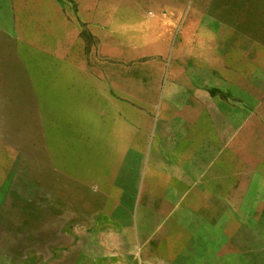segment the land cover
<instances>
[{
	"label": "crops",
	"instance_id": "0c3cea01",
	"mask_svg": "<svg viewBox=\"0 0 264 264\" xmlns=\"http://www.w3.org/2000/svg\"><path fill=\"white\" fill-rule=\"evenodd\" d=\"M236 22L228 0H0V64L50 53L54 83L75 74L58 95L102 102L109 138L71 125L67 173L22 174L0 264H264V64L229 58L253 51Z\"/></svg>",
	"mask_w": 264,
	"mask_h": 264
},
{
	"label": "rangeland",
	"instance_id": "374dc122",
	"mask_svg": "<svg viewBox=\"0 0 264 264\" xmlns=\"http://www.w3.org/2000/svg\"><path fill=\"white\" fill-rule=\"evenodd\" d=\"M229 1L236 13L238 29L251 30L253 35V51L250 54H231L229 58L234 62L250 60L252 64H264V0ZM203 2L208 6L214 3V0H203ZM41 8L43 7L39 5L30 6L33 15L30 27L45 28L47 32L53 34V28L55 29L58 24L51 21L46 26L41 21L42 10L45 16L53 18L52 7ZM83 37L89 40V36ZM41 50H37L34 45L30 46V50L23 56V58L28 57L27 64H16L14 61H10L12 64H8L9 62L0 64V219L2 220H4L3 211L6 204L11 206L20 204L22 198L26 197V194L20 191L23 173L33 175L35 179L38 172L49 179L51 176L48 174L64 176L67 173L69 167L67 158L70 155L69 133L75 136V129L71 125L78 126L81 132L85 130L87 134L92 131L95 136L91 137L93 138L91 140L108 145V132L104 133V129L102 130L98 119L100 114L97 113L102 102L72 98L71 103L69 99H65L66 95H58L62 93L61 90L69 88V79L74 78L75 74L69 71L68 67H61L59 74L61 78L66 79V83L59 81L54 83L52 56ZM24 68L28 71L26 74L32 85L24 84L26 82ZM84 72L90 74L88 70ZM261 72L263 70H260V74ZM84 92L86 93V90ZM63 96L64 99L61 98ZM98 132H101V135H98ZM86 153V156L93 158L103 156L98 150L95 152L87 150ZM51 158L55 160L51 161ZM54 162L57 171L52 169ZM255 187L259 192L262 190L261 200H264V186L256 183ZM256 198L260 199V197ZM253 220L264 221V212H255ZM262 235L264 237V229L254 227L253 236ZM253 251L264 252V243L254 242Z\"/></svg>",
	"mask_w": 264,
	"mask_h": 264
}]
</instances>
